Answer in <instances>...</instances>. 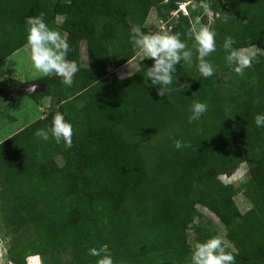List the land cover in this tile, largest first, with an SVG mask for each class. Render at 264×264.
<instances>
[{
	"label": "trees",
	"instance_id": "trees-1",
	"mask_svg": "<svg viewBox=\"0 0 264 264\" xmlns=\"http://www.w3.org/2000/svg\"><path fill=\"white\" fill-rule=\"evenodd\" d=\"M184 1L0 0V62L26 46L25 18L43 13L67 36V59L79 67L71 86L54 74L36 79L46 88L31 97L47 98V113L0 142V197L16 264L30 255L64 264L63 254L71 264H96L88 249L101 246L114 264H190L191 246L214 234L198 205L224 224L234 264H264V128L254 124L264 112V0H195L190 13L179 10ZM153 8L163 31L193 49V63L177 65L164 97L145 79L151 60L141 58L126 78L111 71L137 55L130 29L151 31ZM193 18L217 34L207 79L196 68ZM226 36L234 48L256 49L242 75L225 60ZM193 100L209 107L188 124ZM58 112L73 126L71 147L34 135ZM177 139L189 146L177 151ZM242 163L248 179L240 189L251 204L244 213L220 178Z\"/></svg>",
	"mask_w": 264,
	"mask_h": 264
},
{
	"label": "clouds",
	"instance_id": "clouds-1",
	"mask_svg": "<svg viewBox=\"0 0 264 264\" xmlns=\"http://www.w3.org/2000/svg\"><path fill=\"white\" fill-rule=\"evenodd\" d=\"M201 6L207 10L206 5ZM25 24L26 47L30 50L33 69L42 76L54 74L60 78L62 84L71 86L79 67L75 61L67 59L71 50L67 36L46 23L43 13L26 17ZM216 35V32L207 26H201L191 35L196 54V68L199 75L205 79L212 77L216 71L212 63L206 59L216 51ZM128 39L143 61H152L150 66L145 67L144 76L162 97L177 81L175 77L177 65L182 62L186 65L193 63V49L188 48L180 34L173 33L171 29L146 32L141 26L135 25L131 27ZM235 43L234 38L226 36L222 48L226 53L225 60L232 71L242 75L246 68L251 67L256 53L234 48ZM260 54L264 55V51ZM29 91H35V85H32ZM208 107L207 102L193 100L188 109L190 114L187 123L199 121ZM254 124L257 128H264V112L254 116ZM34 135L43 141H48L51 137L57 144L63 142L66 147H71L73 126L58 112L54 115L50 127L37 129ZM173 145L177 151L189 146L187 142L179 139L174 140ZM226 247L222 239L215 236L203 242L197 241L191 246L190 264H234L235 258ZM88 255L98 257L96 264H114L106 246L89 248Z\"/></svg>",
	"mask_w": 264,
	"mask_h": 264
},
{
	"label": "rangeland",
	"instance_id": "rangeland-1",
	"mask_svg": "<svg viewBox=\"0 0 264 264\" xmlns=\"http://www.w3.org/2000/svg\"><path fill=\"white\" fill-rule=\"evenodd\" d=\"M183 5L189 13L190 11L198 8V4L195 0H186ZM208 15L211 19V12H208ZM165 23V19L160 18L156 8H153L149 12L146 24L151 31H163L166 26ZM201 26L204 25L201 23L200 19L193 18V30H198ZM242 50L245 52L256 51L254 47L244 48ZM141 58L142 57L136 55L132 60L126 62L125 64L118 67H112L111 71H115L120 78H126L135 72ZM82 62L83 64H87L85 46L82 47ZM41 76L42 75L40 73H37L33 69L30 60V50L26 46L16 51L0 63V77L4 81L6 79L7 86L9 87V89H6L8 101L10 98H15V106L9 109L7 117H4L5 121L3 119V123L0 124V141H3L7 137L13 135L37 118H40L47 113L49 104L48 99L46 98L44 101L39 103L31 97V93L28 90L33 84H35L34 81ZM12 80L15 82H12ZM247 171V164L242 163L236 171L220 176L224 183L235 188L236 193L234 199L240 211L243 213L251 207L248 199L240 189L242 183L248 179ZM198 209L206 217V219L210 221V227L213 229L214 233L212 237H219L223 242H227L225 238L226 230L219 217L207 207L198 205ZM4 216V210L2 208L0 197V238L6 240L9 246L12 235L8 234L9 227L5 222ZM61 259L64 264H71V258L68 254H63Z\"/></svg>",
	"mask_w": 264,
	"mask_h": 264
},
{
	"label": "built area",
	"instance_id": "built-area-1",
	"mask_svg": "<svg viewBox=\"0 0 264 264\" xmlns=\"http://www.w3.org/2000/svg\"><path fill=\"white\" fill-rule=\"evenodd\" d=\"M184 5L179 6V10H182L184 13H188ZM178 11L173 12L177 14ZM0 264H16L9 255V246L6 240L0 238ZM25 264H44L39 255H30L26 258Z\"/></svg>",
	"mask_w": 264,
	"mask_h": 264
},
{
	"label": "crops",
	"instance_id": "crops-1",
	"mask_svg": "<svg viewBox=\"0 0 264 264\" xmlns=\"http://www.w3.org/2000/svg\"><path fill=\"white\" fill-rule=\"evenodd\" d=\"M0 79H1V77H0ZM6 89H9V87L7 86L6 79H5V81L3 79H1L0 80V124L3 123L4 117H7V115H8L7 112H9V109H11L15 106V102H14L15 98H10V100L8 101ZM3 94H4V98H3ZM4 121H5V119H4Z\"/></svg>",
	"mask_w": 264,
	"mask_h": 264
},
{
	"label": "water",
	"instance_id": "water-1",
	"mask_svg": "<svg viewBox=\"0 0 264 264\" xmlns=\"http://www.w3.org/2000/svg\"><path fill=\"white\" fill-rule=\"evenodd\" d=\"M33 85H35V91H29L31 94L45 91V88H46V84L45 83L41 82V83H35Z\"/></svg>",
	"mask_w": 264,
	"mask_h": 264
}]
</instances>
